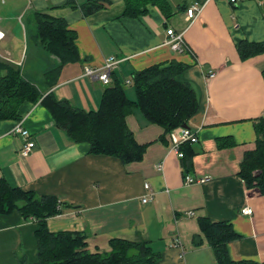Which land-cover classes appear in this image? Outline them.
Returning <instances> with one entry per match:
<instances>
[{"label": "crops", "instance_id": "crops-1", "mask_svg": "<svg viewBox=\"0 0 264 264\" xmlns=\"http://www.w3.org/2000/svg\"><path fill=\"white\" fill-rule=\"evenodd\" d=\"M73 1L75 7L68 5L69 0H0L8 11L22 12L21 20L43 13L66 19L76 31L81 60L65 64L53 87L46 89L44 72L60 60L48 57L37 31L29 35L27 28L25 33V40H33L26 45L31 50L30 65L11 51L8 57L0 55L2 60L20 66L46 94L54 92L86 111L100 108L105 89L115 78L126 89L132 80L134 94L127 93L136 99V71L173 61L186 64L180 78L193 85L200 102L188 122L198 137L187 148L192 160L188 174L207 180L186 184L183 159L173 149L180 128L167 132L135 109L127 123L147 148L141 160L124 163L94 153L88 142L73 141L41 101L24 102L19 119L0 120V179L11 187L34 190L38 196L54 195L61 203L72 204L49 217L47 226L52 232L85 234L92 253H110L112 240L125 239L148 243L160 254L156 264H218L201 229L200 221L206 218L228 222L239 234L228 243L234 260L264 264V193L260 187H248L240 174L246 152L256 148L259 138L255 121L264 118V53L243 60L238 50L242 40L264 41V0H243L238 5L230 0H192L188 8L195 1L204 3L193 20L183 9L184 0H172L170 18L153 4L146 15L125 16V0H109L102 9L85 15L82 6L88 0ZM14 16L0 13L4 39L13 41L16 36L12 25L3 27ZM169 28L184 33L190 50L179 52L166 43ZM110 57L119 60L110 83L86 74L87 67L102 68ZM210 71L216 75L209 77ZM20 121L36 142L28 156L21 154L23 139L13 133ZM146 183L154 195L143 202ZM246 207L254 213L243 214ZM38 227L37 219H27L18 209L0 214V245L33 243L34 263Z\"/></svg>", "mask_w": 264, "mask_h": 264}, {"label": "trees", "instance_id": "trees-1", "mask_svg": "<svg viewBox=\"0 0 264 264\" xmlns=\"http://www.w3.org/2000/svg\"><path fill=\"white\" fill-rule=\"evenodd\" d=\"M183 9L189 2L184 0ZM109 0H88L82 6L85 15L104 7ZM125 16L139 17L149 11L148 5H157L170 18L173 14L172 0H125ZM68 5L76 6L73 0ZM35 22L39 43L48 57L56 56L59 65H52L44 72L46 89L53 87L62 67L81 60L77 46V33L64 18L36 13ZM238 50L243 60L264 53V41L242 40ZM187 65L178 61L156 64L133 74L136 99H131L125 83L119 78L105 89L101 106L95 111L75 108L69 101L59 99L54 92L46 94L26 72L11 62L0 60V120L19 119V108L26 102L41 101L52 113L56 124L64 129L73 141L88 142L94 153L115 156L124 163L139 161L147 145L140 144L127 123V117L135 109L151 123L159 124L167 132L188 125L190 118L200 107L196 89L180 77ZM259 136L256 148L246 152L240 174L248 187H260L264 193V118L255 121ZM192 142L181 145L184 156L183 169L188 174L192 164ZM257 172H259L257 174ZM68 204V203H66ZM57 196H38L34 190L11 187L0 179V214L18 209L27 219L39 222L36 230L37 261L31 264H156L160 254L148 243L114 239L110 253H92L87 249L86 235L81 232H52L47 219L60 214L66 208ZM201 229L214 249L218 264H259L254 260H234L228 243L238 239L239 234L228 222L200 221ZM30 264V263H28Z\"/></svg>", "mask_w": 264, "mask_h": 264}, {"label": "built area", "instance_id": "built-area-1", "mask_svg": "<svg viewBox=\"0 0 264 264\" xmlns=\"http://www.w3.org/2000/svg\"><path fill=\"white\" fill-rule=\"evenodd\" d=\"M231 3L238 5L243 0H230ZM204 7V3H201L199 1H195L187 10L188 18L190 20L195 19L198 14L202 11ZM168 38L166 43L169 44L174 50H177L179 52H185L190 50L189 46L185 40L184 33L178 32L173 28H169L167 30ZM5 38V33L0 30V43ZM119 63V60L116 57H110L107 59L105 65L102 68H92L87 67L86 68V74L91 77H97L99 80L103 81L104 83L108 84L111 82L112 72L116 64ZM216 75V72L210 71L209 77H214ZM131 81L128 80L127 84ZM13 133L18 135L23 139V146L21 147V154L23 156H28L33 149L36 147L35 140L31 139V133L30 131L23 125V122H18L15 126ZM198 140V137L195 132H193L188 127H180V137L177 140L176 145L174 146L175 152H177L178 156L183 157L184 154L181 151V145L187 141L190 142H196ZM159 169H163V164H159ZM207 178H197L191 174H187L185 177L186 184H191L195 182H204ZM145 188L147 190V194L143 197V202L151 201L154 195L153 188L150 183L145 184ZM242 213L245 215H252L254 213V210L252 207H246L242 210ZM188 215H193V212H188ZM180 240L176 241V245H180Z\"/></svg>", "mask_w": 264, "mask_h": 264}, {"label": "rangeland", "instance_id": "rangeland-1", "mask_svg": "<svg viewBox=\"0 0 264 264\" xmlns=\"http://www.w3.org/2000/svg\"><path fill=\"white\" fill-rule=\"evenodd\" d=\"M8 6L0 4V13L1 14H8L9 16H14L16 13L15 11H8ZM22 16V12H18L16 14L15 19L5 20L4 26L12 25L14 27L15 38L14 40H10V38L4 39L0 43V55H5L8 57V51L15 53V57L26 59V63L30 65L32 61L31 50L26 48V45L29 43L30 46L33 42L30 37H26L25 40V33L27 34V28L29 35L31 34V30L37 31V25L34 19V15L28 20L26 17L24 19H20ZM0 22V27L1 26ZM12 28V27H11ZM27 42V43H26ZM0 60L2 57L0 56ZM131 82H133L131 80ZM127 90L129 93L134 94V89L132 83L127 84ZM36 256V246L29 241H24L22 245L17 244H10V245H0V264H28L32 263Z\"/></svg>", "mask_w": 264, "mask_h": 264}, {"label": "water", "instance_id": "water-1", "mask_svg": "<svg viewBox=\"0 0 264 264\" xmlns=\"http://www.w3.org/2000/svg\"><path fill=\"white\" fill-rule=\"evenodd\" d=\"M184 127H188V125H184ZM189 128V127H188ZM259 172H257L258 174ZM65 207H74L72 204H66Z\"/></svg>", "mask_w": 264, "mask_h": 264}]
</instances>
